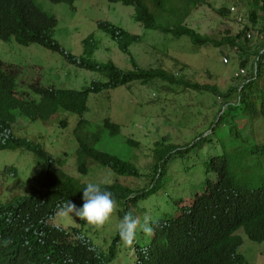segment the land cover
I'll use <instances>...</instances> for the list:
<instances>
[{
    "label": "rangeland",
    "instance_id": "rangeland-1",
    "mask_svg": "<svg viewBox=\"0 0 264 264\" xmlns=\"http://www.w3.org/2000/svg\"><path fill=\"white\" fill-rule=\"evenodd\" d=\"M36 1L44 12L56 18L53 38L65 54L97 65L112 62L122 71L133 69L130 60L133 59L142 69H162L178 80L216 86L222 95H227L217 97L158 81L148 85L134 82L90 94L88 111L82 118L89 125L87 133L98 135L93 145L133 165L138 177H117L96 163L90 165L86 176H81L76 166L78 143L74 131L80 119L76 115L60 111L57 120L49 124L17 119L14 136L42 148L62 165L66 174L81 183L118 181L138 190L135 192L152 191L134 205L116 206L103 226L88 224L82 229L102 256L118 234L117 225L123 219L119 211L123 217L130 213L137 219L134 245L118 242L115 259L104 264H135V250L147 247L152 237L142 231L145 218L159 223L176 217L180 202L202 192L207 180L216 181L213 169L220 162L227 164L237 190H264V116L261 112L264 71L257 79L252 74L234 79L243 59L241 51L226 43L237 40L247 29L264 31L263 19L256 24L250 21L252 6L247 0H200L182 24L214 44L197 47L187 37L176 39L159 31L145 30L135 21L133 7L107 0H78L73 6ZM231 8L241 15L242 22L230 13ZM177 20L168 19L171 26L181 24ZM101 23L140 38L128 47L130 56L120 51L117 40L98 28ZM253 39L250 37L248 43L243 38L237 40L242 52L260 45L258 41L252 42ZM225 60L227 64L223 63ZM0 61L19 72L16 91L25 92L28 97L25 94L23 97L36 101L38 96L28 89L36 81L44 88L75 91L86 90L92 82H106L99 73L78 68L57 52L38 45L19 46L14 40L0 41ZM252 63L250 57L245 61L248 71ZM241 86L244 90L239 95ZM106 119L119 126L118 135L111 136L104 129ZM60 121L66 122V127H61ZM45 168L46 161L32 152L0 151V204L26 196L35 188L41 190L39 184ZM51 225L68 231L81 228L78 217L65 216L63 211L51 220ZM237 235L242 238L238 253L244 258V264H264V242H252L242 230Z\"/></svg>",
    "mask_w": 264,
    "mask_h": 264
},
{
    "label": "trees",
    "instance_id": "trees-1",
    "mask_svg": "<svg viewBox=\"0 0 264 264\" xmlns=\"http://www.w3.org/2000/svg\"><path fill=\"white\" fill-rule=\"evenodd\" d=\"M48 1L52 4L72 6L78 0ZM247 1L252 6L250 21L256 24L258 20H264V0ZM108 2L133 7L135 21L145 30L159 31L176 39L187 37L196 47L214 44L182 24L200 0ZM230 13L237 20L241 17L237 11L231 12L230 9ZM169 18H178L177 21L181 24L171 26ZM56 24V18L44 12L36 0H0V41L7 43L14 40L19 46L38 45L57 52L78 68L99 73L106 82H92L86 90L75 91L44 88L36 81L29 86L30 92L38 96L36 101L25 98L28 94L25 97L23 94L18 95L17 72L0 62V151L24 149L46 161L44 177L39 184L41 190L35 188L26 196L0 204V264H104L115 259L116 246L120 239L117 234L108 252L100 256L82 233V229L87 225L86 221L80 219L81 228L72 231L49 225V221L60 209H64L69 201L77 207L82 206V189L87 184L64 173L62 165L57 164L52 156L46 154L39 146L11 135L8 131L17 116L32 123L41 121L44 124L57 120L60 111L78 116L80 119L74 131L78 143V173L86 176L90 165L97 163L111 170L117 177H138L139 173L133 165L93 145L98 140V135L87 133L89 125L82 118L88 111L87 98L90 94L125 87L134 82L148 85L158 81L170 85L177 84L193 92L227 97L213 85L178 80L162 69H140L133 59H130L132 71H122L110 62L97 65L87 59H76L65 54L54 40ZM99 29L110 35L113 40H117L120 51L128 56V47L140 41L138 36L104 23L99 24ZM255 34H264V31L247 29L237 36V40L243 38L246 43L250 42L249 36L254 38L252 42L260 43L254 45V49L247 53L242 52L243 49L239 47L237 40L226 42L241 51L242 69L247 68L245 61H249V57L253 61L250 69L260 62L264 41ZM86 42L87 40L83 43ZM261 112L264 116V102L261 104ZM60 126L66 127V122L60 121ZM103 127L111 136L120 133L119 126L109 119L104 120ZM213 173L216 175V181L207 180L202 192L192 199L180 202L177 205L176 217L153 225L151 244L137 252L135 264H244V258L238 254L242 238L237 232L242 230L252 242H264V190H237L224 161L213 169ZM101 185L113 193L119 208L129 203L134 205L152 193L143 191L137 194L118 182ZM119 217L123 218L121 211Z\"/></svg>",
    "mask_w": 264,
    "mask_h": 264
},
{
    "label": "clouds",
    "instance_id": "clouds-1",
    "mask_svg": "<svg viewBox=\"0 0 264 264\" xmlns=\"http://www.w3.org/2000/svg\"><path fill=\"white\" fill-rule=\"evenodd\" d=\"M104 24H107V25H109L111 27H114V26H112V25H110L108 23H104ZM98 28H99V25H98ZM0 62H2V61H0ZM110 63H112V62H110ZM223 63L226 64L225 61ZM3 64H5V63H3ZM5 65L8 66V67H11L12 69H14L17 72V74H19V72L15 69L14 66H10V65H7V64H5ZM132 68H133V65H132ZM138 68H140V67H138ZM140 69H142V68H140ZM241 71H244V73L242 74ZM263 71H264V55L261 54L260 62L257 63V66L255 68L250 69L249 71L247 69L239 68L238 71H237V75H234V79H236V80L244 79L249 74H252L257 79L263 73ZM16 88H17V86H16ZM28 89H30V88L28 87ZM59 90H65V89H59ZM243 90H244V86H241L238 89V94L241 95ZM22 94L26 95L27 93H25V92H23L21 94L18 93V95H20V96ZM32 100H34V99H32ZM19 117L20 116L16 117V120H15L14 124L11 126L10 131H8L13 136H14V134H13V129L14 128L13 127L15 126V124L17 122V119ZM20 118H22V117H20ZM22 119L26 123L27 122L28 123H32V122H29V121L25 120L24 118H22ZM122 177H127V176H122ZM114 182H118V181H114ZM113 183H111V184H113ZM120 185H122V184H120ZM122 186H125V185H122ZM125 187L129 188L128 186H125ZM129 189H131V188H129ZM131 190H133V189H131ZM133 191L135 192V191H138V190H133ZM139 191L140 192H135V193L140 194L144 190L140 189ZM144 192H147V191H144ZM82 200H83L82 206L77 207L75 204H73V203H71L69 201L68 204L65 206V208L64 209H60L58 212L63 211V214L65 216L73 215L75 217H78V220L81 219V220L86 221V223H87L86 226H88V224H89V225H91L93 227H101L110 219V217H111V215L114 212V209L116 207V201H115V199L113 197V193L111 191H109L106 186H102L99 183H88L86 186H84V188L82 189ZM58 212H57V214H58ZM51 220L49 221V225H51ZM155 224H157V221H154V220L150 221L148 218H145L144 223H143V227H142V231L145 232L148 236H151L153 234V231H154L153 225H155ZM137 228H138L137 219H135L133 217V215L130 214V213L126 214L123 217V219L119 222V224L117 225L118 234H119V237H120L119 243L122 241L126 246L134 245V243L136 241V236H137ZM65 231H68V230H65ZM69 231H72V230H69ZM151 239H152V237H151ZM150 244H151V241L148 244V246ZM144 249H146V247ZM144 249H142V250H144ZM139 250H141V249L135 250L136 260H137V252ZM107 252H108V250H107Z\"/></svg>",
    "mask_w": 264,
    "mask_h": 264
},
{
    "label": "built area",
    "instance_id": "built-area-1",
    "mask_svg": "<svg viewBox=\"0 0 264 264\" xmlns=\"http://www.w3.org/2000/svg\"><path fill=\"white\" fill-rule=\"evenodd\" d=\"M233 11H235L234 8H231V12H233ZM237 21H238V22H242V18L240 17ZM249 38H250V36H249ZM263 39H264V36H263ZM261 54L264 55V49H263V51L261 52ZM226 62H227V61L225 60V63H226ZM241 73L243 74L244 71H241Z\"/></svg>",
    "mask_w": 264,
    "mask_h": 264
}]
</instances>
